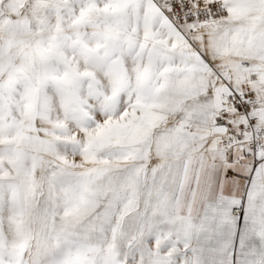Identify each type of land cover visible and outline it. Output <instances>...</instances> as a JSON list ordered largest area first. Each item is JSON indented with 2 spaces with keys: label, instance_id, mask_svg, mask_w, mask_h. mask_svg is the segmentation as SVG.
Segmentation results:
<instances>
[{
  "label": "snow or ice",
  "instance_id": "snow-or-ice-1",
  "mask_svg": "<svg viewBox=\"0 0 264 264\" xmlns=\"http://www.w3.org/2000/svg\"><path fill=\"white\" fill-rule=\"evenodd\" d=\"M0 264H264V0H0Z\"/></svg>",
  "mask_w": 264,
  "mask_h": 264
}]
</instances>
